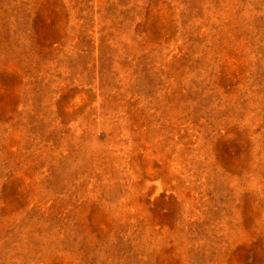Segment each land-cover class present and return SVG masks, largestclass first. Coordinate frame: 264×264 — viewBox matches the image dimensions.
<instances>
[{
	"label": "rangeland",
	"instance_id": "374dc122",
	"mask_svg": "<svg viewBox=\"0 0 264 264\" xmlns=\"http://www.w3.org/2000/svg\"><path fill=\"white\" fill-rule=\"evenodd\" d=\"M0 264H264V0H0Z\"/></svg>",
	"mask_w": 264,
	"mask_h": 264
}]
</instances>
